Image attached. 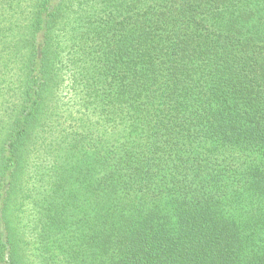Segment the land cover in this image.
<instances>
[{
    "label": "trees",
    "instance_id": "1",
    "mask_svg": "<svg viewBox=\"0 0 264 264\" xmlns=\"http://www.w3.org/2000/svg\"><path fill=\"white\" fill-rule=\"evenodd\" d=\"M0 264H264V0H0Z\"/></svg>",
    "mask_w": 264,
    "mask_h": 264
}]
</instances>
